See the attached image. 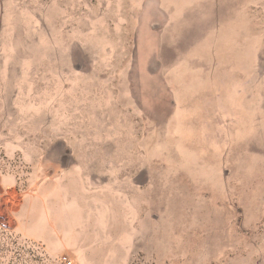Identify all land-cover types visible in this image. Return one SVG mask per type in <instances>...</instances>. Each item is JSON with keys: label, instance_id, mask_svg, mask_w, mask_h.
<instances>
[{"label": "rangeland", "instance_id": "rangeland-1", "mask_svg": "<svg viewBox=\"0 0 264 264\" xmlns=\"http://www.w3.org/2000/svg\"><path fill=\"white\" fill-rule=\"evenodd\" d=\"M0 264H264V0H0Z\"/></svg>", "mask_w": 264, "mask_h": 264}]
</instances>
